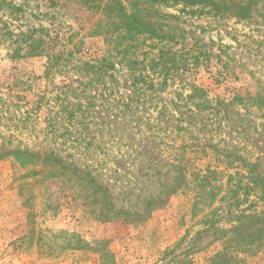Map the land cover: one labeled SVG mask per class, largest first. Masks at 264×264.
<instances>
[{
    "label": "rangeland",
    "instance_id": "obj_1",
    "mask_svg": "<svg viewBox=\"0 0 264 264\" xmlns=\"http://www.w3.org/2000/svg\"><path fill=\"white\" fill-rule=\"evenodd\" d=\"M117 1L159 36L81 0H0V264H208L264 208V0L246 17ZM16 148L50 157L34 174ZM238 256L264 264V247Z\"/></svg>",
    "mask_w": 264,
    "mask_h": 264
},
{
    "label": "trees",
    "instance_id": "obj_2",
    "mask_svg": "<svg viewBox=\"0 0 264 264\" xmlns=\"http://www.w3.org/2000/svg\"><path fill=\"white\" fill-rule=\"evenodd\" d=\"M83 4L92 3L90 7L94 9L95 12H99L101 15H105L107 17L111 18H118L119 23L122 25V27L129 33V35H135V34H142V33H149L155 36H159V34L156 32L155 28L150 25L147 21H145L142 17L138 16L134 13H126L123 10V6L121 2L117 0H81ZM150 2H161V1H171L172 3H180L184 2L186 4L191 5H198L203 4V6H209L211 9L215 11H220L221 6L220 4L226 5V0H148ZM233 2V1H231ZM253 0H247L245 2H241V0H237L236 2H233L232 9H235L236 15L240 17H246L249 15L250 7L252 5ZM12 157L16 160L22 161L21 164L25 165V163H31L33 164L32 170L34 174H37L40 172V170H35V165L40 161L41 163L46 162L48 156L45 154L44 156H41L38 152L32 151L29 149H14L10 151ZM59 159V158H58ZM57 162L58 160L55 159ZM174 171H176L177 175L174 177V180L172 182L171 188H168L169 191L173 189H179L180 182L184 180L185 176V170L182 165L175 166ZM32 173V174H33ZM211 173V172H210ZM210 175H205L202 177H199L197 172L193 173V178L195 181L203 182L207 184V187L205 189L210 192L214 193V185L211 183L209 179ZM179 181V182H178ZM90 183L94 185L93 188H91L92 196H96V194L99 191H102V197H103V203L107 207V209H111L114 204L111 202V193L109 191V188L107 186H102V184L96 185V181L93 179L90 180ZM196 184V182H195ZM201 188V185H195L192 187V190L195 192L193 195V198L199 199L201 197V194L199 192V189ZM264 195V192L262 193ZM167 197V196H166ZM164 199H167V198ZM154 201H159L161 203V200L159 197H155ZM264 200V198H263ZM96 201V197L93 199V202ZM112 204L111 207H109ZM192 209L195 211L198 206L196 203V200L192 202ZM103 207V206H102ZM102 207L100 209V212L102 213ZM151 211L150 206H145V209L143 213H137L133 212L130 215V212L127 210L120 209L117 212H113L115 214L118 213H124L127 214L129 217L128 220H135L142 219L145 216H148ZM112 214L110 213H104L103 218L109 219ZM126 218V217H125ZM127 219V218H126ZM235 220L236 225L233 226L228 233V235L223 239L224 242V249L221 252L215 253L212 257L209 258L208 264H246V260L243 257H239L238 253L243 252L247 253L250 252L252 249H255L257 247H264V208L257 212H240L238 216H236ZM226 233V232H225ZM231 249V250H229ZM100 264H113V258L112 254L108 251H102L100 253ZM232 261H234L232 263Z\"/></svg>",
    "mask_w": 264,
    "mask_h": 264
}]
</instances>
